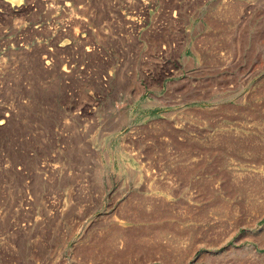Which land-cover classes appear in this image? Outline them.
<instances>
[{
	"label": "rangeland",
	"instance_id": "374dc122",
	"mask_svg": "<svg viewBox=\"0 0 264 264\" xmlns=\"http://www.w3.org/2000/svg\"><path fill=\"white\" fill-rule=\"evenodd\" d=\"M0 264H264V0H0Z\"/></svg>",
	"mask_w": 264,
	"mask_h": 264
}]
</instances>
